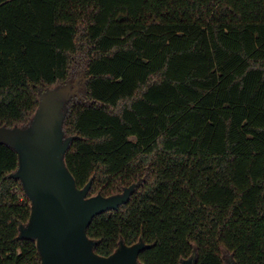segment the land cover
I'll return each mask as SVG.
<instances>
[{
  "label": "trees",
  "instance_id": "obj_1",
  "mask_svg": "<svg viewBox=\"0 0 264 264\" xmlns=\"http://www.w3.org/2000/svg\"><path fill=\"white\" fill-rule=\"evenodd\" d=\"M75 82L78 187L138 183L89 224L97 253L142 240L140 264H264V0H0V125ZM19 166L0 140V264H41Z\"/></svg>",
  "mask_w": 264,
  "mask_h": 264
},
{
  "label": "water",
  "instance_id": "obj_2",
  "mask_svg": "<svg viewBox=\"0 0 264 264\" xmlns=\"http://www.w3.org/2000/svg\"><path fill=\"white\" fill-rule=\"evenodd\" d=\"M79 87L77 82L67 83L42 92L27 127L0 125V140L13 145L20 154V166L13 176L23 181L32 199L30 220L22 226L21 236L37 239L41 264H140L144 241L122 244L111 254L101 255L87 233L94 216L127 203L138 183L110 196H89L91 182L78 187L64 161L73 137H66L63 131V108ZM192 263L189 258L181 264Z\"/></svg>",
  "mask_w": 264,
  "mask_h": 264
},
{
  "label": "rangeland",
  "instance_id": "obj_3",
  "mask_svg": "<svg viewBox=\"0 0 264 264\" xmlns=\"http://www.w3.org/2000/svg\"><path fill=\"white\" fill-rule=\"evenodd\" d=\"M74 85V84H73ZM97 194V193H96ZM96 194H94V195H96Z\"/></svg>",
  "mask_w": 264,
  "mask_h": 264
}]
</instances>
